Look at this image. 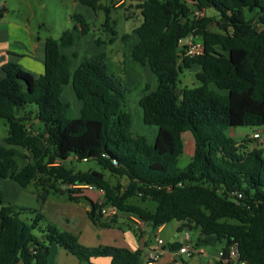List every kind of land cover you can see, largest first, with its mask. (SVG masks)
<instances>
[{"label":"trees","instance_id":"1","mask_svg":"<svg viewBox=\"0 0 264 264\" xmlns=\"http://www.w3.org/2000/svg\"><path fill=\"white\" fill-rule=\"evenodd\" d=\"M74 1L95 15L105 13L101 27L111 36L96 38L95 43L114 45L119 33L111 4ZM135 3L141 21L134 33L140 42L132 57L156 78V89L151 91L147 83L139 101L144 123L159 128L154 145L134 133L126 106L132 89L124 77L111 72L105 51L84 57L71 74L72 59L61 49L93 31L81 15L72 16L73 30L46 40L43 75L36 77L17 63L5 65L0 119L8 133L0 144V264H48L52 246L80 264H94L98 258H109L110 264H138L143 255L142 249L87 247L76 234L54 224L37 237L34 231L46 216L5 201L1 180L6 179L23 189L34 185L39 202L51 194L86 202L87 216L95 225L115 224L118 215L103 214L108 207L137 218L152 235L178 221L179 231L189 226L224 243L217 264H233L229 252L234 244L247 264H264V150L254 147L259 139L247 136L238 142L227 135L231 128H264V0ZM208 9L217 15L207 16ZM197 12L204 15L198 17ZM190 36L202 39L201 56L184 57L180 41ZM121 40L126 46L131 34ZM194 66L200 68L196 77L201 86L179 88L180 74ZM69 84L82 105L78 119L69 116L70 105L63 99ZM213 84L228 93L212 89ZM29 105L34 109L26 111ZM188 133L194 139V155L182 169L179 160ZM93 160L110 177L125 179L126 186L114 184L104 172L78 171L66 164ZM87 185L103 190L104 198L95 201L85 188H71ZM138 194L143 204L155 203V209L132 202ZM28 212L36 213L32 224L20 218Z\"/></svg>","mask_w":264,"mask_h":264},{"label":"rangeland","instance_id":"2","mask_svg":"<svg viewBox=\"0 0 264 264\" xmlns=\"http://www.w3.org/2000/svg\"><path fill=\"white\" fill-rule=\"evenodd\" d=\"M3 3L8 7V11L6 12L10 16H14V19L19 21L28 22L35 32L40 31L43 35H49L54 39H59L64 31L73 30L74 29V21L72 16L74 14H81L82 10L88 11L91 16L86 19H90L93 21L91 35L84 39L81 45L75 43L68 51V53L72 57L73 67H76L78 61L73 59V52L81 51V54L91 56L95 54H99L101 52H106L109 58V67L113 74L116 76H123V61H124V51L126 52V46H124L121 38L125 34L132 33L133 27L136 24H139L141 21L140 13L136 10V1L137 0H126L122 2L119 7H115L118 2L122 0H102L103 3L107 6L111 4L112 7V16L116 19V30L119 33V39L112 46H98L95 43L96 38L107 39L111 35L105 33L102 29V25L105 22V13L100 12L98 15H95L94 12L82 5L76 7L74 0H2ZM132 6V7H131ZM207 16H215L217 15L216 11L213 9H208L205 11ZM82 15V14H81ZM197 15V14H196ZM204 15V14H203ZM45 23V28H36L38 24ZM212 29H216L215 27H211ZM99 29V30H98ZM195 41L198 43L202 42L200 37H195ZM86 57V56H85ZM80 63V62H79ZM200 71L198 66H194L191 69H186L180 74L179 80V88H197L201 86V83L198 81L196 75ZM151 73L146 75L144 81L149 84L151 91L156 89V81L150 77ZM137 80V79H135ZM139 82L136 81V84L132 85L131 83H127V86L132 89V91L127 95V111L131 114L133 120V131L137 135H142L147 137L150 142H154L156 139L155 130L156 126L146 125L143 121L142 117V109L138 103V100L141 99L142 95H144L145 91L141 86H138ZM212 89L219 91V89L213 84ZM64 100L66 103L70 105L69 116L73 119H78L81 116V102L77 99L72 85H66L64 89ZM222 94H227V91H219ZM34 106H26L25 110L30 111L33 110ZM78 117V118H76ZM249 135H253L254 131L261 132L262 136L259 141L254 142V146H260L264 150V128H245ZM243 131V130H242ZM7 127L5 122L0 119V144L3 143L4 139L7 136ZM237 131H229L227 133L228 137L234 139L233 135L237 134ZM192 136V135H191ZM193 138V137H192ZM186 149L184 154L181 156L179 160V167L186 168L191 160L192 153L189 151V139L186 134L184 137ZM23 164V163H22ZM67 166L71 168H75L78 171H100L106 174L107 179H111L114 184L117 182L123 183L125 186L127 182L125 179H116L109 176L107 172H105L102 167L96 161L89 162H76V161H67ZM7 182L4 183L6 185ZM11 186L6 188V199L8 203L15 204L19 207H24L32 210H39L46 216V221L41 223L40 228L34 231V234L42 238L43 232L47 225L54 224L57 225L55 221H59V225L68 227L70 231H75L82 237V241L85 243H89L90 245H94L98 243L99 239H103V235L101 232L106 230L107 228H117L116 226L119 217H116L115 224H112L111 227H106L102 225L93 224L86 214L87 212V203L86 202H71L68 197L60 196V195H49L46 197L44 201H40L38 199L37 194L35 193L34 185L29 186L27 189H22L19 185H17L14 181L10 182ZM17 191L21 192L19 195L16 193ZM72 189L74 187H71ZM91 192H97V194H102L99 189L90 190ZM100 192V193H99ZM103 195V194H102ZM142 196L140 194L136 195V198L132 200V202L137 204L145 205L151 210L155 209V203H142ZM48 200V201H47ZM59 208L65 211L64 216L58 214ZM69 216V223L65 221L66 216ZM36 217V213H23L20 218L25 221L27 224H32L33 219ZM114 216H111L113 218ZM59 219V220H58ZM128 221H132L134 223L135 229H140L137 227L136 222L132 219ZM127 223V221H126ZM58 226V225H57ZM126 226V224H125ZM120 227H122L120 225ZM134 227V226H133ZM129 230V226L126 228ZM132 229V228H131ZM141 230V229H140ZM95 232H99V237L94 235ZM157 235V233H156ZM178 237H181L180 233H175ZM154 239V237H153ZM162 239V238H161ZM154 241V240H153ZM92 247V246H90Z\"/></svg>","mask_w":264,"mask_h":264},{"label":"crops","instance_id":"3","mask_svg":"<svg viewBox=\"0 0 264 264\" xmlns=\"http://www.w3.org/2000/svg\"><path fill=\"white\" fill-rule=\"evenodd\" d=\"M121 4L122 2H118L115 7H119V5ZM79 5L80 4L77 3L76 7H78ZM0 6H2V8L4 9L3 17L0 19V78H3L5 76L4 67L8 63H17L21 65L25 70L31 72L36 77L43 75L45 72L46 40L50 38L49 35H43L42 33H40L41 30L35 32L28 22L25 21L21 22L18 20V18L14 19V16H10L9 14H7L6 12L9 9L6 6V4L3 3L2 0H0ZM81 12L82 15L81 14H74V15H81L88 24L93 25V21H91L90 19H86L85 17L87 16V18H89L91 14L85 10H82ZM138 25L139 24H136V26L133 27L132 33H130L131 40L125 47L127 55L124 51V61H123L124 69H123V76L122 75L121 76L125 78L126 84L129 82L132 85H134L138 80L139 82L138 86H141V88L145 89L147 83L144 81V79L146 75H148V73H151L150 77L153 79V81H156V78L148 68L134 61L132 57L133 48L136 45H138L140 42L139 37L134 33V29ZM45 27H46L45 23H40L37 25L36 28H45ZM87 37L89 36L82 37L76 43L78 45H81L84 39H86ZM72 47L69 49H61L62 53L68 55L71 59L72 57L68 53V51L72 49ZM72 52L74 57L73 59L78 61L76 67H73L74 65L72 61L71 74L73 75L74 72L80 66L83 58L87 55L81 54V51L78 52L72 50ZM64 89H63V99H64V91H65ZM144 95H142L141 99L144 97ZM140 100H138V103ZM142 117H143V112H142ZM156 129L157 130H155V135L157 139L159 128L156 126ZM229 131H237L238 133L234 134L233 138L234 140L240 142L243 139H245L247 136L253 138L257 130L254 131L253 135H249L248 132L245 130V128H231L228 130V132ZM187 135L190 144L189 151L190 153H192V157H193L194 139L192 138L193 136H191V134L188 133ZM156 139L153 143L150 142L149 140L148 142L151 145H154ZM185 149H186V144H185ZM11 181L12 180L10 179L1 180L4 199H6L5 186H7V188L10 187ZM5 182H7L6 185H4ZM15 191L18 195L21 193L17 191L16 188ZM85 191H86V195H88L95 201L102 200L104 198V195L102 194L99 195L97 194V192H91L88 189H85ZM60 196L67 197V195H60ZM86 210L87 211L89 210L88 205ZM64 213L65 211L59 208L58 214L64 216ZM116 215L119 216V219L117 221L118 225L116 226L117 228H113V229L107 228L106 230L101 232L103 235V239L101 240L99 239L98 243L94 245H90L89 243L83 242L81 235H79L75 231H70L68 227L59 225L58 223L59 221H55V222L62 230L70 231L76 234L79 237L80 242L87 247L109 245V246L127 248L132 251L142 249L143 255L140 258L138 264H217V262L222 257L224 243L218 242L216 238L213 236H204L201 232L192 230L189 226L183 227V230L179 231V228L182 226V224L178 221H173L161 227L156 232L157 235L156 234L152 235L146 225L144 230L139 229L140 234H138L134 231V229L136 228L135 225H133L134 223H131L132 221L131 222L128 221L129 220L128 218L130 216L121 213H117ZM130 219H132L136 223L139 221L135 217H130ZM65 221L68 223L70 222L68 215L66 216ZM125 224L126 226L127 225L129 226V230L125 229L126 228ZM120 225L122 227H120ZM177 232L181 234V237L175 235V233ZM94 235L99 237V232H95ZM158 238H162L167 248L165 247V252H163L160 255V258L154 261L151 259V255L160 249V246L157 243ZM176 244H179L180 247H177L175 250L169 249L170 245H176ZM184 247L192 248L195 250V252L193 253L192 256H188V254L179 253V250ZM93 263L110 264L111 260L109 258H98V259H94ZM48 264H80V262L75 256L71 255L64 249L59 248L58 246H52L48 259Z\"/></svg>","mask_w":264,"mask_h":264},{"label":"built area","instance_id":"4","mask_svg":"<svg viewBox=\"0 0 264 264\" xmlns=\"http://www.w3.org/2000/svg\"><path fill=\"white\" fill-rule=\"evenodd\" d=\"M139 1V0H137ZM121 2H125V0H122ZM2 6H0V12L2 11ZM196 16H203V14H201L200 12L196 13ZM180 46L181 48L185 51L184 52V57H189V58H194V57H198L201 56L204 53V45L203 43H198L195 41V38L190 36L182 41H180ZM261 132H256L253 136V138L255 139H261ZM73 187V186H72ZM74 188H85L88 190H94L97 189L95 186L92 185H87V186H74ZM99 191L104 195L105 192L101 189H99ZM238 198H242L243 195L241 193H237ZM118 213L117 209L115 207H108L105 208L103 210V214L106 217H111V216H115ZM137 227L140 229L145 228V224L143 222H141L140 220L136 223ZM188 236V235H187ZM157 243L160 246V249L158 251H156L155 253H153L151 255V259L152 260H157L158 258H160V255L165 252V242L161 239L158 238L157 239ZM195 252L194 249L189 248V247H184L181 248L179 250V253L181 254H188V256H192L193 253ZM223 256V253H222ZM229 261H231L233 264H247L246 262H244L243 260H241L240 258V252H239V248L237 244H234L231 246L230 248V252H229Z\"/></svg>","mask_w":264,"mask_h":264},{"label":"water","instance_id":"5","mask_svg":"<svg viewBox=\"0 0 264 264\" xmlns=\"http://www.w3.org/2000/svg\"><path fill=\"white\" fill-rule=\"evenodd\" d=\"M177 94H179V90H177Z\"/></svg>","mask_w":264,"mask_h":264}]
</instances>
